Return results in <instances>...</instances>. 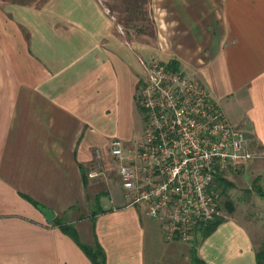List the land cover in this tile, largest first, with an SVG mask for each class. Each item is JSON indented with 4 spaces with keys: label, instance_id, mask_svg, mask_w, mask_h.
Here are the masks:
<instances>
[{
    "label": "crops",
    "instance_id": "crops-1",
    "mask_svg": "<svg viewBox=\"0 0 264 264\" xmlns=\"http://www.w3.org/2000/svg\"><path fill=\"white\" fill-rule=\"evenodd\" d=\"M47 1L0 5V264H94L56 221L100 244L107 264H194L192 243L167 239L121 187L113 194L110 143L139 135L142 62L159 60L207 87L245 132L261 156L226 178L241 173L264 191V0ZM256 217L226 215L199 256L258 264Z\"/></svg>",
    "mask_w": 264,
    "mask_h": 264
},
{
    "label": "built area",
    "instance_id": "built-area-1",
    "mask_svg": "<svg viewBox=\"0 0 264 264\" xmlns=\"http://www.w3.org/2000/svg\"><path fill=\"white\" fill-rule=\"evenodd\" d=\"M142 63V136L132 147L114 138L110 152L128 206L143 207L167 239L193 243L198 228L222 215L218 175L261 155L207 87L171 64Z\"/></svg>",
    "mask_w": 264,
    "mask_h": 264
},
{
    "label": "rangeland",
    "instance_id": "rangeland-1",
    "mask_svg": "<svg viewBox=\"0 0 264 264\" xmlns=\"http://www.w3.org/2000/svg\"><path fill=\"white\" fill-rule=\"evenodd\" d=\"M34 2L42 5L46 2H48L47 0H0V5H4L6 7H10L12 5H33ZM104 2H106V5L109 6V4H118L120 7L124 8L127 7L129 5H134L136 4L135 1H130V0H104ZM130 8V10L128 11V13L125 15H129V16H133L134 18L138 19V20H142L141 14L132 11V7H128ZM132 9V10H131ZM140 18V19H139ZM137 20V21H138ZM142 21L139 22V25ZM148 29H150V26H148ZM150 33V32H149ZM143 78V74L140 76L139 82H138V86H137V91H136V96L137 93L139 92V87H140V82L141 79ZM136 128H138L139 135L136 133V139H140L141 138V128H142V112L140 111V109L138 108V106L136 105ZM138 136V137H137ZM135 140L131 143V144H126L129 147H132L135 143ZM111 153V152H110ZM232 180V184H229L228 186H226V190L227 194H221V201L220 204L222 205L220 210L222 213V216H226L229 214L228 210L226 209V207L224 206V203L230 199L231 201H233L234 205H235V215H246L247 217H253L255 218L256 216H261L262 220L264 221V201H260L259 198H257L255 191H257V186L256 184L253 185L250 188V183H249V179L247 178V176H243L241 173H237L234 176L232 175L231 177ZM108 184L109 187L111 189V191L113 192V194H118L120 191V181L118 179H116L115 177L113 178H108ZM226 193V192H225ZM257 219V217H256ZM255 219V220H256ZM259 220V219H258Z\"/></svg>",
    "mask_w": 264,
    "mask_h": 264
},
{
    "label": "trees",
    "instance_id": "trees-1",
    "mask_svg": "<svg viewBox=\"0 0 264 264\" xmlns=\"http://www.w3.org/2000/svg\"><path fill=\"white\" fill-rule=\"evenodd\" d=\"M216 184L217 188L221 190V194L223 195L227 194L225 188L229 184H232V182L228 181V179L224 175H218ZM257 192H259V194L264 197V191L260 187H257ZM221 206L222 205H220V208ZM224 206L226 207L229 213H232L235 210V205L230 199H228L224 203ZM223 220L224 216L220 215L216 217L214 221L209 222L207 225H203L198 228L196 232V237L192 243V260L194 264H207L198 254V245L202 240L208 237ZM56 223L57 226H59V228L64 233L70 235L73 238V240L85 251V253L89 256V258L94 264H107L105 252L100 244L97 243L95 246H89L87 244H84L80 240L77 230L72 225L62 223L61 221H56ZM256 256L257 263L264 264V244L263 247L259 251H257Z\"/></svg>",
    "mask_w": 264,
    "mask_h": 264
},
{
    "label": "water",
    "instance_id": "water-1",
    "mask_svg": "<svg viewBox=\"0 0 264 264\" xmlns=\"http://www.w3.org/2000/svg\"><path fill=\"white\" fill-rule=\"evenodd\" d=\"M39 209L46 216L47 220L51 221L55 217V214L51 209H46L43 207H39Z\"/></svg>",
    "mask_w": 264,
    "mask_h": 264
}]
</instances>
